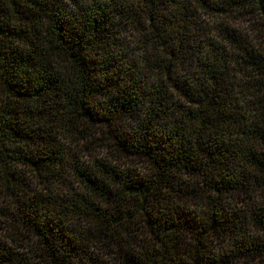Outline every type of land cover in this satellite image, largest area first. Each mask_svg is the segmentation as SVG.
<instances>
[{
    "label": "clouds",
    "instance_id": "9594fccd",
    "mask_svg": "<svg viewBox=\"0 0 264 264\" xmlns=\"http://www.w3.org/2000/svg\"><path fill=\"white\" fill-rule=\"evenodd\" d=\"M0 264H264V0H0Z\"/></svg>",
    "mask_w": 264,
    "mask_h": 264
},
{
    "label": "trees",
    "instance_id": "16d2710c",
    "mask_svg": "<svg viewBox=\"0 0 264 264\" xmlns=\"http://www.w3.org/2000/svg\"><path fill=\"white\" fill-rule=\"evenodd\" d=\"M53 24H54V22H53ZM62 43V42H61ZM217 103V101L214 99V97H210V98H208V102H207V104L204 106V110L205 111H207V110H210L213 106H214V104H216ZM69 104H71V101H69ZM100 195H101V197L103 196V194L102 193H99ZM29 215L31 214L30 212L28 213Z\"/></svg>",
    "mask_w": 264,
    "mask_h": 264
}]
</instances>
